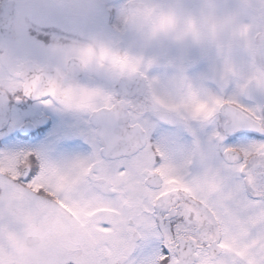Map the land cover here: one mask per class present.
<instances>
[{"label":"snow or ice","instance_id":"snow-or-ice-1","mask_svg":"<svg viewBox=\"0 0 264 264\" xmlns=\"http://www.w3.org/2000/svg\"><path fill=\"white\" fill-rule=\"evenodd\" d=\"M91 16L50 0L10 20L51 59L0 50V264H264V102L96 76L117 65Z\"/></svg>","mask_w":264,"mask_h":264},{"label":"clouds","instance_id":"clouds-1","mask_svg":"<svg viewBox=\"0 0 264 264\" xmlns=\"http://www.w3.org/2000/svg\"><path fill=\"white\" fill-rule=\"evenodd\" d=\"M114 22L163 55L199 60L216 80L236 74V45L248 42L254 26L264 28V0H122ZM258 48V74L250 76L256 86L264 84V41Z\"/></svg>","mask_w":264,"mask_h":264},{"label":"rangeland","instance_id":"rangeland-1","mask_svg":"<svg viewBox=\"0 0 264 264\" xmlns=\"http://www.w3.org/2000/svg\"><path fill=\"white\" fill-rule=\"evenodd\" d=\"M32 1L34 2V0ZM37 1H40L39 4H43L42 0ZM45 1H47L46 3L50 2V0ZM79 2L86 5L90 12L99 18L102 9L107 10L108 12V18L104 16L103 12L101 13L103 14L102 20H105V23L107 21L106 24L109 23V25L112 27L108 28L110 31L105 37H102L101 41L94 44L95 48L97 46V53H99L101 48H103L109 53L111 58L115 59L112 45L121 40V37H124L123 39H126V42L130 44L131 51L126 50V57L124 61L120 62L115 59L117 65L116 69L112 67L111 63H108L105 64L103 68L94 69L93 71H96L97 73V75L95 73L94 75L104 78L109 82H117L118 79L127 72V69H129L132 73L137 70L143 73L145 71L149 72L151 69L156 68L158 71L153 72L151 75V80L155 86V90L158 92L168 89L167 83H164L163 80H159V78H161L159 75L163 74V72H165L169 66H177L180 63L178 62L179 60L174 59L172 56L163 55L159 51L158 46L146 43L138 34H131L125 30H122L118 23L114 22L115 16L118 15V13L116 14L113 5L122 3V0H79ZM89 19L92 20L93 16H91ZM245 23H247V21H245ZM261 41H264V28H262L260 25H256L251 30L248 42L246 44L241 43L236 45V50L232 56V64L237 69L236 74L229 78H218L213 81L221 83L224 86L231 85L229 91H235L238 88L245 89L251 85L252 87L247 93V95L251 98L250 102H264V95H261L259 90V88H264V84L256 86L255 82L250 80L251 75L258 74V69L260 66V60L258 57L262 53L258 48V45L256 46V43L258 42L259 44ZM27 46L30 48L31 44H28ZM130 57L132 59V66ZM163 57L166 58L165 61L160 60ZM129 66H131L133 69H131ZM162 67H165L166 69L160 73L159 71ZM157 73L159 74L158 76L156 75Z\"/></svg>","mask_w":264,"mask_h":264},{"label":"flooded vegetation","instance_id":"flooded-vegetation-1","mask_svg":"<svg viewBox=\"0 0 264 264\" xmlns=\"http://www.w3.org/2000/svg\"><path fill=\"white\" fill-rule=\"evenodd\" d=\"M36 2V3H35ZM40 1L34 0H0V50H8L13 59L17 60L19 63L23 65L32 64L35 65L39 62L40 65H46L51 57L47 50L44 48V45L48 43L47 38L44 36L42 32H40V28H36L31 32L27 30H13L9 28V23L12 16L15 12L20 8V6L25 4H39ZM43 3L47 1L42 0ZM104 16L108 18L107 10L101 11ZM107 12V14H106ZM100 13V18L96 15H93V19H88L87 26L91 35L95 38H98L92 41L93 46L96 42L102 40V37L106 36L110 31L108 28L112 26L105 23V20H102L103 17ZM26 15V13H25ZM98 18V19H97ZM46 27V25H41V28ZM40 33L39 40L37 39V34ZM122 39L114 43L112 45V50L114 52L115 59L118 61H124L126 57V50H130V44L126 42L124 37ZM259 42V41H258ZM256 43V46L258 45ZM31 44L29 48L27 45ZM87 46V44L83 45ZM97 51V46H96ZM99 51V49H98ZM120 56V58H119ZM160 60L165 61L166 58L163 57ZM131 66L132 59L130 57ZM118 62V63H120ZM180 62L178 66L173 65L169 66V68L162 67L160 69L163 71L166 69L163 74L157 76H161L159 80H163L164 83H167L166 90L156 91L162 100H171L182 97L187 91H201L204 89V86L207 83L214 82L207 74V69L203 63L199 60L193 58L179 60ZM130 65V64H129ZM129 66L131 69H133ZM81 71H84L81 69ZM158 71V69L153 68L149 72L134 71L133 73L127 69V72L118 79L117 83L120 79H125L126 81H133L136 79H149L151 80V75L153 72ZM94 73L97 75L96 71ZM152 82V80H151ZM200 112H203L204 109L200 108Z\"/></svg>","mask_w":264,"mask_h":264},{"label":"water","instance_id":"water-1","mask_svg":"<svg viewBox=\"0 0 264 264\" xmlns=\"http://www.w3.org/2000/svg\"><path fill=\"white\" fill-rule=\"evenodd\" d=\"M119 58H120V56H119ZM125 80V79H124Z\"/></svg>","mask_w":264,"mask_h":264}]
</instances>
